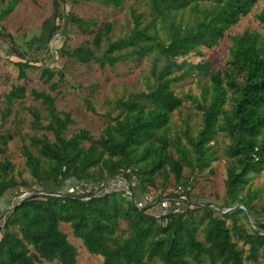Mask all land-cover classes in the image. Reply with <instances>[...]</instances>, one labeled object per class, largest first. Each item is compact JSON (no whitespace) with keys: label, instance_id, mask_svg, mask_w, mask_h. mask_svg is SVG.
Here are the masks:
<instances>
[{"label":"trees","instance_id":"16d2710c","mask_svg":"<svg viewBox=\"0 0 264 264\" xmlns=\"http://www.w3.org/2000/svg\"><path fill=\"white\" fill-rule=\"evenodd\" d=\"M20 1L1 0L0 42L6 57L16 58L8 60L18 68V80L25 82L29 72L39 70L47 89L27 93L25 86L13 84L4 94L0 201L10 208L0 215V264H77L78 247L61 230L63 224L101 264H264V206L256 207L261 192L251 186V179L264 172V0H137L140 11L129 9V30L116 38L113 22L68 17L62 9L67 0H54L55 21H68L92 36L76 46L65 39L54 50L57 56L101 69L150 61L145 87L110 100L102 115L87 101L89 111L104 119L98 138L84 128L68 133L74 119L70 111L58 110L52 95L65 84V72L31 54L45 49L30 50L39 37L20 46L1 24ZM104 2L114 8L123 4ZM251 12L260 29L229 36ZM55 27L47 48L62 30ZM225 37V68L210 77L201 99L176 95L172 82L198 68L189 56L218 46ZM28 95L40 105L22 106ZM186 101L198 124L182 120L172 132V114ZM17 105L30 118L28 132L20 129L25 120ZM16 138L29 180L7 157ZM219 140L228 164L224 192L218 202L196 203L192 181L213 174ZM116 176L130 194L104 191ZM78 183L90 191L67 192ZM170 184L174 191L166 193ZM149 188L159 192L149 194L152 202L141 199ZM178 202L184 205L174 206Z\"/></svg>","mask_w":264,"mask_h":264},{"label":"rangeland","instance_id":"374dc122","mask_svg":"<svg viewBox=\"0 0 264 264\" xmlns=\"http://www.w3.org/2000/svg\"><path fill=\"white\" fill-rule=\"evenodd\" d=\"M122 1L123 4L119 8H114L107 6L104 0H67V3L62 6V9L63 13L67 14L68 17H70V14H77L87 19H93L98 24L113 22L112 37L116 38L125 35L129 30V9L137 8L138 11L141 9L139 6L140 3L137 0ZM53 2L54 0H21L15 9L2 20L1 24L7 29V32L15 36V41L20 46H24L26 44L25 42L31 40L33 37L35 39V36L39 37L40 40L37 43H32L30 50L35 49L36 45L45 49L31 51V54L37 58L44 59L53 69L63 70L65 72V84L59 88L58 92H53L52 95L57 99L56 105L58 110L64 112L70 111L71 117L74 119V124L69 126L68 133L70 134L80 128H84L90 131L95 138H98L102 133L104 119L102 120L89 111L87 101L94 105L98 115H102L103 112L110 108V100L120 96L126 97L129 93L137 92V90L145 87L149 74L150 61L148 58H144L137 63H118L114 67L107 66L101 69L95 64L88 66L57 56L54 50L59 48L65 39H67V43L71 46H76L86 39H92V36L80 32L77 27L70 25L68 21L66 23L64 21H55L52 14ZM261 5L263 4L260 2L253 12ZM253 12L242 17L238 25L228 35L234 36L240 34L246 28L260 29V24L254 18ZM57 25H60L62 30L57 32L55 39L51 41L47 48V39H49L50 33L56 29L55 26ZM228 40L229 38L225 37L219 42L218 46L201 49L200 55L198 56L190 55L188 59L196 64L198 68L188 76L185 75L174 80L171 84L173 92L180 96L182 94H190L193 98L200 100L203 96L202 90L208 84L210 77L213 75L217 76L218 72L225 68V61H227L226 48L229 45ZM8 59L6 57V46L0 42V110L5 106L4 94L13 84L25 86L27 93L32 89H47L39 77V70L29 72L25 82L18 80V68L13 62L9 61L16 60V58L11 57V59ZM41 63L39 61V64ZM33 105L39 106L40 103L28 95L22 106L28 107ZM16 108L20 113V117L25 120V123L20 129L23 132H28L29 116L18 105ZM12 118L13 115L4 123V128L10 126L9 120ZM182 120L189 121L193 126L198 124V114L193 110L191 102L189 101H186L181 109L172 114L170 125L172 132L174 129L180 127ZM20 143L18 138L9 143L7 157L14 163L17 171H20L29 180V175L23 166V160L20 154ZM222 144L223 142L221 140L215 144L219 159L212 163L214 168L213 174L205 172L202 175H197L192 181L190 193L193 195L196 203L202 201L205 203L218 202L224 192V179H226V168L228 164L225 157L221 154ZM112 186L114 190L128 191L120 176L112 178L109 183V189H112ZM251 186L261 192V197L255 199L256 207H263L264 172L251 179ZM171 191H174V187L170 184L165 192L168 193ZM150 193L157 194L159 192L158 189L149 188L148 194L146 195L149 196ZM27 195L29 193L15 197L13 200L17 202ZM141 199H144V195ZM183 205L182 202H178L174 206L181 207ZM9 208L10 206L5 202L0 201V215ZM263 216L262 214L261 217ZM247 219L250 225L254 227L251 218L248 216ZM120 227L123 228V224ZM60 228L69 236L71 242L78 247L79 255L77 264H101L99 257L90 256L86 252V247L80 239L72 235L68 225L63 224ZM41 264L58 263L43 261ZM257 264H263V261H259Z\"/></svg>","mask_w":264,"mask_h":264},{"label":"built area","instance_id":"2783aa9c","mask_svg":"<svg viewBox=\"0 0 264 264\" xmlns=\"http://www.w3.org/2000/svg\"><path fill=\"white\" fill-rule=\"evenodd\" d=\"M110 183V182H109ZM109 183L107 184V186H105L104 187V191H110V190H114V187L112 186V189H109ZM125 185V184H124ZM85 186V188H83L82 187V184H80V183H78V184H75V185H71L70 187H69V189H68V193L70 192V193H74L75 191H79V192H81V193H83V192H89L90 191V187H88V186H86V185H84ZM125 188L126 189H128V187L125 185ZM127 192V193H126ZM125 193L126 194H130V191H129V189H128V191H126ZM144 200H147V201H149V202H152V197H151V195H149V196H147L146 194L144 195ZM166 202H162L161 203V206L163 207V208H165V207H167L166 206ZM142 205V202H140L139 201V203H137V207H139V206H141Z\"/></svg>","mask_w":264,"mask_h":264}]
</instances>
